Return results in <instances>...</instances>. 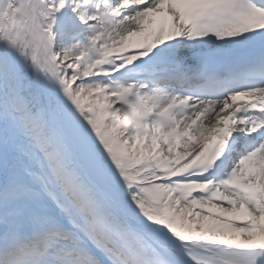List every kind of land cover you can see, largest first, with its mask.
I'll use <instances>...</instances> for the list:
<instances>
[{
  "label": "snow or ice",
  "instance_id": "snow-or-ice-1",
  "mask_svg": "<svg viewBox=\"0 0 264 264\" xmlns=\"http://www.w3.org/2000/svg\"><path fill=\"white\" fill-rule=\"evenodd\" d=\"M0 264H264V0H0Z\"/></svg>",
  "mask_w": 264,
  "mask_h": 264
}]
</instances>
